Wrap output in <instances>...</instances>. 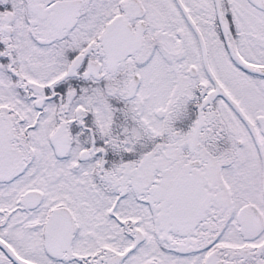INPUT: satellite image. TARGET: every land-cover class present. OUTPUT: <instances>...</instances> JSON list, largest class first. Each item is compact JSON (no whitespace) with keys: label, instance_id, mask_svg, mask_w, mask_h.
Returning <instances> with one entry per match:
<instances>
[{"label":"snow or ice","instance_id":"obj_1","mask_svg":"<svg viewBox=\"0 0 264 264\" xmlns=\"http://www.w3.org/2000/svg\"><path fill=\"white\" fill-rule=\"evenodd\" d=\"M0 264H264V0H0Z\"/></svg>","mask_w":264,"mask_h":264}]
</instances>
